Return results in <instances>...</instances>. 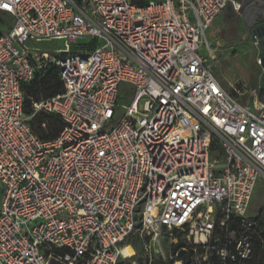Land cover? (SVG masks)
Segmentation results:
<instances>
[{
    "label": "built area",
    "instance_id": "2783aa9c",
    "mask_svg": "<svg viewBox=\"0 0 264 264\" xmlns=\"http://www.w3.org/2000/svg\"><path fill=\"white\" fill-rule=\"evenodd\" d=\"M240 5L0 0V264H119L134 233L141 264L250 263L257 223L246 213L264 179V104L225 91L205 36ZM48 41L64 48L29 45ZM47 66L63 92L26 116L22 85ZM122 84L132 101L105 131ZM250 96L261 98L259 85ZM38 112L61 119L54 139L31 128Z\"/></svg>",
    "mask_w": 264,
    "mask_h": 264
},
{
    "label": "rangeland",
    "instance_id": "374dc122",
    "mask_svg": "<svg viewBox=\"0 0 264 264\" xmlns=\"http://www.w3.org/2000/svg\"><path fill=\"white\" fill-rule=\"evenodd\" d=\"M217 23V22H216ZM214 23L205 33L208 42L211 44L212 55L207 57V63L211 68L212 74L222 85L225 91L235 96V90L245 93V96L240 99L241 102L253 104L254 101L262 103V98H255L250 96V91L255 89L263 73V69L257 65L258 49L257 42L253 39V34L249 30L239 25L238 28H222L219 24ZM0 30L5 31V27H0ZM213 36V39H212ZM234 37V38H233ZM237 37V39H235ZM221 40L218 43L217 40ZM29 45L38 49L57 50L63 49L62 41H48V42H30ZM68 50H76L75 45H67ZM133 98L132 87L127 84H122L119 88L117 97V108L115 119L106 125L105 131L110 130L119 121L123 115V106H128ZM259 113V111H257ZM213 158L220 157L216 152L212 155ZM2 196V189L0 186V202ZM246 215L250 218L260 217L261 225H257L260 229V239L264 248V179H259L252 193L248 204ZM258 233V232H257ZM174 235H178L175 232ZM138 238L141 240V245L137 249L130 246L133 250V256L122 261L124 264H141L143 259L142 253V239L139 234L134 233L131 238ZM137 239V238H136ZM145 240V237H143ZM256 254V251H254Z\"/></svg>",
    "mask_w": 264,
    "mask_h": 264
},
{
    "label": "trees",
    "instance_id": "16d2710c",
    "mask_svg": "<svg viewBox=\"0 0 264 264\" xmlns=\"http://www.w3.org/2000/svg\"><path fill=\"white\" fill-rule=\"evenodd\" d=\"M2 24L0 17V27ZM95 44L87 46L88 49H92ZM76 48V47H75ZM75 51V50H74ZM22 91L24 94L23 110L26 116L32 115V103L38 102L42 99H47L63 92V85L59 80L57 74V68L55 66H47L44 72V76L41 78H34L30 83L22 85ZM264 104V95L261 97ZM31 128L34 133L42 140L54 139L63 127V123L59 116L55 114L38 112L30 120ZM256 221L257 225H261L260 217L252 218ZM230 223V228H232ZM256 228L255 242H254V256L249 264H264V248L260 239V233ZM258 232V233H257ZM128 237L125 242V246H132L137 249L141 245V240ZM124 264V263H119ZM210 264H218L217 261L212 258Z\"/></svg>",
    "mask_w": 264,
    "mask_h": 264
},
{
    "label": "water",
    "instance_id": "95a60500",
    "mask_svg": "<svg viewBox=\"0 0 264 264\" xmlns=\"http://www.w3.org/2000/svg\"><path fill=\"white\" fill-rule=\"evenodd\" d=\"M238 12L242 15L244 13V25H246L245 20L248 15L251 16L254 21L259 20L262 17L264 20V0H241V5L238 8ZM258 21L252 22L249 25L250 30L253 35H256L258 55L261 58V68L263 69L262 76L259 82V96L264 95V25L256 26Z\"/></svg>",
    "mask_w": 264,
    "mask_h": 264
},
{
    "label": "crops",
    "instance_id": "0c3cea01",
    "mask_svg": "<svg viewBox=\"0 0 264 264\" xmlns=\"http://www.w3.org/2000/svg\"><path fill=\"white\" fill-rule=\"evenodd\" d=\"M244 13L241 15L240 13L239 14H236L234 13L230 7H226L222 13L220 15H218L214 20L213 22L210 24V26L208 27V29L214 24V23H219L222 22L221 24H219L222 28H230V29H236L238 28V26L240 25L241 26V23L243 25L244 28L247 29V26L244 25ZM216 23V24H217ZM207 29V30H208ZM248 30V29H247ZM234 38V37H233ZM212 39H213V36H212ZM237 39V37L235 38ZM218 43H221L222 41L219 39L217 40ZM259 85V84H258ZM222 86V85H221Z\"/></svg>",
    "mask_w": 264,
    "mask_h": 264
},
{
    "label": "flooded vegetation",
    "instance_id": "af4514ba",
    "mask_svg": "<svg viewBox=\"0 0 264 264\" xmlns=\"http://www.w3.org/2000/svg\"><path fill=\"white\" fill-rule=\"evenodd\" d=\"M255 21H258V24H257L256 26L264 25V20H263L262 17H259V20L256 19ZM255 21H254V19L251 18V16L248 17V15H247L246 20H245V23H246V25H247V29H248L250 32H251V30H250L249 25L252 24V22H255Z\"/></svg>",
    "mask_w": 264,
    "mask_h": 264
},
{
    "label": "bare ground",
    "instance_id": "6f19581e",
    "mask_svg": "<svg viewBox=\"0 0 264 264\" xmlns=\"http://www.w3.org/2000/svg\"><path fill=\"white\" fill-rule=\"evenodd\" d=\"M124 257L125 258H130L133 256V250L130 246H126L124 251H123Z\"/></svg>",
    "mask_w": 264,
    "mask_h": 264
}]
</instances>
